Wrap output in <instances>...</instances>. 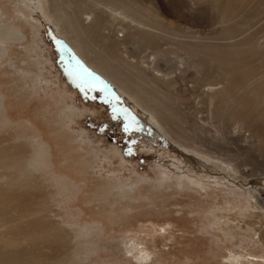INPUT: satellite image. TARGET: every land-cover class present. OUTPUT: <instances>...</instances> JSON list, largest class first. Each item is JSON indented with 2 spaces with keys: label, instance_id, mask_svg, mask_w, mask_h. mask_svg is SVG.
Returning <instances> with one entry per match:
<instances>
[{
  "label": "rangeland",
  "instance_id": "1",
  "mask_svg": "<svg viewBox=\"0 0 264 264\" xmlns=\"http://www.w3.org/2000/svg\"><path fill=\"white\" fill-rule=\"evenodd\" d=\"M137 1L158 45L125 31L121 37L115 25L120 16L100 33L118 31L122 55L137 52L154 77L176 78L167 87L179 96L185 126L215 154L180 144L85 63L84 43L75 42L71 30L65 33L68 16L52 0H0V191L16 192L22 208L0 221L11 226L13 238L22 231L17 251L4 253L0 246V264H32L33 257L41 264H233L232 257L244 252L250 264H264V211L242 209L250 193L264 199V145L206 98L224 85L212 60L173 54L189 40L226 42L218 39L222 15L213 0ZM97 2L90 4L97 8ZM155 47L161 50L157 61ZM215 151L232 152L248 177ZM128 239L134 252L149 251L151 259L133 258Z\"/></svg>",
  "mask_w": 264,
  "mask_h": 264
},
{
  "label": "bare ground",
  "instance_id": "2",
  "mask_svg": "<svg viewBox=\"0 0 264 264\" xmlns=\"http://www.w3.org/2000/svg\"><path fill=\"white\" fill-rule=\"evenodd\" d=\"M93 1H98L100 5L97 8H94L93 5H91L92 0H52L53 5L61 8L64 14L68 16L65 17L67 25L65 33L67 34V32H70L71 30V35L76 37L77 34V39H79V41L75 42L84 43L85 47L81 55L83 56L85 53L88 54L87 57L84 56V62L88 65H92L98 72L107 77L117 88L120 90L122 89L123 92L129 95L140 107L149 112L163 126L164 132L171 137L175 136L180 144L186 148L194 149L201 153L215 154L210 152L213 151V149L208 145L207 140L202 139L201 135L196 133L191 127L185 126L186 119L183 120L184 117L182 118V112H180L181 108L180 110L178 108L179 96L176 93L171 92V89H168L169 86L167 87V82H171L173 78L165 81L163 80L164 78L159 77V79L157 76L154 77L152 75L153 73L148 68L144 67L143 63L146 61L143 59L145 58L142 56L139 57L140 54L139 56L138 54L136 55L135 53L137 52L130 53L128 57L125 55L129 53L122 55V51L124 52V49L120 48L122 40H118L117 35L122 33L121 37H123V31L126 33H132L131 38L135 35L141 43L154 46L158 45L156 43L157 38L153 36L149 30L145 29L146 27H144L146 25L149 26V22H151L144 6L141 7V4H139L137 0ZM213 1L215 2L213 3L216 10L220 11L219 13L217 11V13L219 16L222 15L221 22L223 23V27L220 32L221 36L218 37V39H226V42L211 43L200 41L201 43H197L189 40L185 42V45H176L173 49V54L180 55L182 51H185L187 55L193 54L192 56H199L201 54L212 60L215 75L224 83V85L222 88H217L215 90L211 89L206 92V98L210 100V102L215 103L213 105L217 108L224 111V115H227L231 123H239L240 128L241 126H243V128L249 127V129L253 131L254 138L259 141L257 146L264 145V0ZM136 3H138V5H136ZM71 7L79 10V12L75 14L74 11L70 9ZM118 17L120 20L115 25L117 26L119 24V26H121L120 28L123 30H119V33L117 31V33H114L112 36H110V34L106 35L105 33H100V31L105 28L106 23H110V20L113 18L117 19ZM69 18L71 23L69 22ZM254 18H259L258 20L261 21V24L255 29L254 27L252 29L251 23ZM80 24L87 25L89 31H82ZM9 26L12 27L10 24ZM17 31L18 28L13 33L16 35ZM9 33L10 32L7 29H4L3 36L9 38L11 37ZM19 35L23 36L21 33H19ZM141 48L143 47L141 46ZM154 49H156V51H154L156 52L154 53V60H156L161 56V50L156 47L153 48V50ZM162 52L165 55L163 50ZM132 56L135 59L138 57V59L133 61L130 59ZM204 57L203 59H206ZM195 59L197 58L195 57ZM199 62L197 63L199 64ZM156 71L160 72L159 69H156ZM166 72L163 74H166ZM259 74H262L261 78H257ZM161 80L164 85H161ZM172 83H174V81ZM213 108L215 107L213 106ZM1 111L2 110L0 109V112ZM211 113L213 116L212 111ZM224 115L222 114V117ZM249 141L250 139L247 142ZM206 149H208V151ZM252 150L253 149H251V151ZM257 150H255L256 154L260 152L257 153ZM217 151L215 152L219 158L221 157L223 160L232 161V164L238 167V169L240 168L239 163L234 162L235 160L230 156L232 152L226 154L224 153L225 150L223 152ZM256 159L258 160L259 158L256 157ZM240 169L239 172L248 177V173H246L244 169ZM0 185H2V183H0ZM9 191H0V221H2V219L4 221L5 218H8L9 213L13 210L18 209V211L21 212L22 209L17 200L18 194ZM254 198L255 196L253 193L248 194V196L245 197L247 203L242 205V209H260L264 211V199H261L260 201L258 198ZM252 199L256 202V205L254 206H251L250 204ZM27 209L28 208H26V210ZM218 223H220L219 218L216 219L215 225ZM9 234H12L11 226L6 224L0 225V246H6L5 251H3L4 253L17 251L16 247L19 243L18 241H20L18 238L21 237L20 235L22 234V231L16 234L18 238H13L12 235L9 236ZM30 235L31 234H27L28 240L31 237ZM27 238L21 239L25 241ZM259 238L263 240L264 231H261ZM124 244L127 252L130 254L133 253V258L136 260L148 262L151 259L149 251V253H144V251L134 252L136 248L135 245L132 244L131 239L126 240ZM244 253L235 254L232 257V263L250 264V261H246V255L248 254ZM28 255L29 254L25 255V257ZM45 256H43V258ZM31 263L41 264L38 257H33Z\"/></svg>",
  "mask_w": 264,
  "mask_h": 264
}]
</instances>
